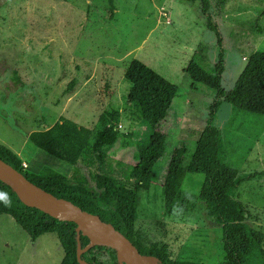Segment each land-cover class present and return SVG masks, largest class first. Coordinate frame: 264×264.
Segmentation results:
<instances>
[{
	"label": "rangeland",
	"instance_id": "374dc122",
	"mask_svg": "<svg viewBox=\"0 0 264 264\" xmlns=\"http://www.w3.org/2000/svg\"><path fill=\"white\" fill-rule=\"evenodd\" d=\"M206 11L199 1L185 0L6 2L0 9V144L20 156L25 170L70 177L81 168L37 149L27 135L60 118L94 129L100 115L117 109L118 140L106 154L131 165L145 132L138 105L127 100L124 74L133 60L144 63L178 92L163 125L165 152L149 189L139 190L138 235L145 245L165 246L171 260L219 264L225 260L221 227L206 215L198 200L202 178L191 172L216 92L193 85L185 70L194 61L212 75L222 51V87L231 90L248 58L264 50V0H208ZM213 124L238 172L230 196L247 208V223L264 234V175L243 181L264 172V117L234 112L222 102ZM176 151L185 155V166L174 183L178 205L167 214L162 192ZM62 258L57 235L33 241L11 216H0V264H60Z\"/></svg>",
	"mask_w": 264,
	"mask_h": 264
},
{
	"label": "trees",
	"instance_id": "16d2710c",
	"mask_svg": "<svg viewBox=\"0 0 264 264\" xmlns=\"http://www.w3.org/2000/svg\"><path fill=\"white\" fill-rule=\"evenodd\" d=\"M9 1L0 0V9ZM185 1H199L202 13L206 14L208 0ZM205 19L208 28L217 33L210 17L206 16ZM224 71L222 51L218 54L212 75L194 61H190L185 70L193 85L200 84L216 92L209 108L206 127L200 136V149L192 160L191 172L202 178L198 200L204 205L206 215L221 227L225 260L219 264H264V234L247 223L250 216L247 208L240 200L230 196V191L239 183L238 172L229 163L220 129L213 124L222 102L230 104L234 112L264 117V50L258 49L248 58L229 91L222 87ZM124 79L129 85L127 100L138 105L145 132L139 140L131 165L116 162L106 154V150L118 140L116 127L120 113L117 109L100 115L94 129L79 127L69 119L60 118L51 127L27 135L28 142L37 149L71 166L80 167L78 174L69 177L51 169L39 173L25 170L20 156L2 144L0 159L39 188L111 224L131 241L140 254L154 256L160 264H199L171 260L165 246L143 244L135 226L139 190L149 189L154 167L165 152L167 134L163 125L177 96L178 87L138 60L130 63ZM184 160L185 155L176 151L167 167L162 192L167 214L172 213L178 205L180 193L174 183L185 166ZM263 175L264 172L249 174L243 181H255L259 177L260 180ZM1 215L11 216L33 241L46 234L57 235L63 251L60 264H79L76 258V224L60 221L38 209L25 206L12 189L0 181ZM89 244L90 240L81 235V248L85 249ZM81 259L88 264H119L116 252L102 246L86 250Z\"/></svg>",
	"mask_w": 264,
	"mask_h": 264
},
{
	"label": "water",
	"instance_id": "95a60500",
	"mask_svg": "<svg viewBox=\"0 0 264 264\" xmlns=\"http://www.w3.org/2000/svg\"><path fill=\"white\" fill-rule=\"evenodd\" d=\"M0 181L10 187L25 206L38 209L60 221L76 224V258L79 264H88L81 259V255L95 246L114 250L119 264H160L158 258L140 254L131 241L111 224L103 222L98 216L82 210L72 202L57 198L39 188L2 159H0ZM81 235L90 240V244L85 249L80 245Z\"/></svg>",
	"mask_w": 264,
	"mask_h": 264
}]
</instances>
